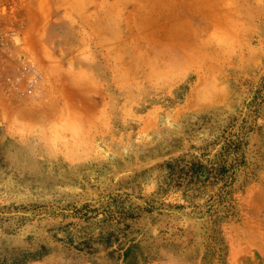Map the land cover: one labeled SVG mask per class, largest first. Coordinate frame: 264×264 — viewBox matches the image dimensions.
Wrapping results in <instances>:
<instances>
[{
  "label": "rangeland",
  "instance_id": "obj_1",
  "mask_svg": "<svg viewBox=\"0 0 264 264\" xmlns=\"http://www.w3.org/2000/svg\"><path fill=\"white\" fill-rule=\"evenodd\" d=\"M0 264H264V0H0Z\"/></svg>",
  "mask_w": 264,
  "mask_h": 264
}]
</instances>
